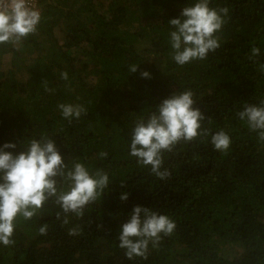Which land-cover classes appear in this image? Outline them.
Here are the masks:
<instances>
[{
	"label": "trees",
	"instance_id": "1",
	"mask_svg": "<svg viewBox=\"0 0 264 264\" xmlns=\"http://www.w3.org/2000/svg\"><path fill=\"white\" fill-rule=\"evenodd\" d=\"M192 3L38 0L37 32L20 50L0 45V146L15 143L5 151L16 154L48 135L66 163L78 159L110 179L82 218L67 214L66 225L51 200L32 219L18 217L14 245L0 244V264H264V141L237 115L264 100V0H211V7L229 9L216 33L220 46L206 60L180 66L171 58L168 22ZM254 45L260 55L250 58ZM187 89L210 134L164 152L161 170L171 176L162 180L129 155L131 129ZM62 102L83 104L87 114L69 122L57 107ZM221 129L231 138L226 152L210 142ZM136 205L176 223L159 247L149 244L147 259H129L119 247L121 225ZM45 224L47 235H40ZM77 226L81 234L70 236ZM223 246L234 252L222 256Z\"/></svg>",
	"mask_w": 264,
	"mask_h": 264
},
{
	"label": "clouds",
	"instance_id": "2",
	"mask_svg": "<svg viewBox=\"0 0 264 264\" xmlns=\"http://www.w3.org/2000/svg\"><path fill=\"white\" fill-rule=\"evenodd\" d=\"M211 0H194L185 6L179 17L169 20V42L171 58L180 66L194 60H206L214 52L220 41L216 33L222 29L228 16L227 7H211ZM41 21V12L31 0H0V45L11 44L20 50L23 39L37 32ZM260 48L252 46L251 57L260 55ZM137 64L129 67L130 72L137 71ZM264 71V65H260ZM142 77H150L148 71ZM60 78L69 80L66 71ZM45 90L47 88L45 82ZM191 89L175 92L162 100L147 117H140L131 129L129 155L137 158V163L150 166L151 172L159 179L171 176L168 169H162L163 153L173 152L181 141L191 142L200 136L210 134L203 128L205 114L194 107L195 100ZM61 116L71 122L87 114L83 104L59 103ZM249 129L258 132L260 141H264V100L259 104H245L237 113ZM210 122V118L207 117ZM214 149L226 152L231 138L223 129L211 134ZM24 143V142H23ZM25 149L14 154L5 149H14L16 144L6 142L0 146V244L14 245L13 239L18 217L30 220L37 215L48 201H53L64 213L62 224H68V213L82 218L84 209L96 202L108 188L109 175L102 169L94 172L78 159L66 163L54 140L42 134L31 138ZM108 153L101 151L99 157L107 158ZM123 184V181H121ZM66 185V188L63 186ZM128 198L122 193L121 200ZM61 220V212L56 213ZM176 223L166 214H158L151 208L136 205L130 218L121 225L119 247L125 249L127 258L147 259L149 244L159 247L164 236H171ZM40 235H47V225L39 228ZM70 236L81 234L79 226L68 230Z\"/></svg>",
	"mask_w": 264,
	"mask_h": 264
},
{
	"label": "rangeland",
	"instance_id": "3",
	"mask_svg": "<svg viewBox=\"0 0 264 264\" xmlns=\"http://www.w3.org/2000/svg\"><path fill=\"white\" fill-rule=\"evenodd\" d=\"M7 60V57L4 58V61ZM234 251L229 250L228 248H225V246L221 247L220 254L224 257L230 256Z\"/></svg>",
	"mask_w": 264,
	"mask_h": 264
},
{
	"label": "built area",
	"instance_id": "4",
	"mask_svg": "<svg viewBox=\"0 0 264 264\" xmlns=\"http://www.w3.org/2000/svg\"><path fill=\"white\" fill-rule=\"evenodd\" d=\"M31 2L34 5V7H36L40 11V7H39V4H38V0H31Z\"/></svg>",
	"mask_w": 264,
	"mask_h": 264
}]
</instances>
